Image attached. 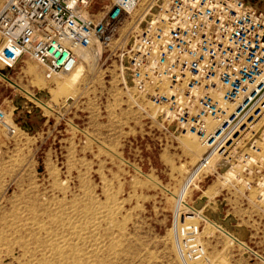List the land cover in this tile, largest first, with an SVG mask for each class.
<instances>
[{
	"label": "rangeland",
	"instance_id": "rangeland-1",
	"mask_svg": "<svg viewBox=\"0 0 264 264\" xmlns=\"http://www.w3.org/2000/svg\"><path fill=\"white\" fill-rule=\"evenodd\" d=\"M113 1L93 0L91 14L100 18ZM152 1L136 8L98 58L79 61L84 72L72 85L68 75L46 79L27 57L13 68L0 61V107L16 122L12 133L0 116V264H185L177 196L198 160L185 144L203 148L148 121L121 79V48ZM250 1L264 10V0ZM222 186L209 177L184 196L206 220L197 223L207 257L261 264L244 246L264 256V221Z\"/></svg>",
	"mask_w": 264,
	"mask_h": 264
},
{
	"label": "built area",
	"instance_id": "built-area-1",
	"mask_svg": "<svg viewBox=\"0 0 264 264\" xmlns=\"http://www.w3.org/2000/svg\"><path fill=\"white\" fill-rule=\"evenodd\" d=\"M92 1H5L0 61L13 68L27 57L46 79L65 76L79 49L108 44L144 0H114L100 18L90 12ZM135 20L120 54L130 103L172 136L202 146L187 189L216 177L264 221V10L250 0H154ZM0 116L14 133L15 118L1 107ZM185 204L174 224L178 251L185 264H211L197 223L206 220ZM244 248L264 264L258 250Z\"/></svg>",
	"mask_w": 264,
	"mask_h": 264
},
{
	"label": "bare ground",
	"instance_id": "bare-ground-1",
	"mask_svg": "<svg viewBox=\"0 0 264 264\" xmlns=\"http://www.w3.org/2000/svg\"><path fill=\"white\" fill-rule=\"evenodd\" d=\"M154 1V0H153ZM153 1L152 2H150V5L153 3ZM165 2H167L168 0H164ZM136 9H134V10H132L131 12H130V15L132 16L133 15V18H135V14H133L134 13V11H135ZM147 14V8L144 10V12H142L138 17H136V19L137 18H141V17H143V16H145ZM135 21L136 20H134V23H133V25H132V27H131V29L133 30V28H134V26H135ZM102 44H104L103 42H101V41H94L93 43H92V45L89 47V48H85V49H79L78 51H77V54H78V63H77V65L79 64V61H81V60H83V61H89L90 59H91V57H92V53H94L93 55H95L96 54V52H98L96 55L97 56H100V54H101V52H102V47H101V45ZM95 55V56H96ZM96 56V57H97ZM98 58V57H97ZM83 72H84V67H82V66H76L75 67V69L71 72V73H69V74H67L68 75V77L66 78V83L65 84H68V85H72V84H74L75 83V81L77 80V79H79L81 76H82V74H83ZM2 74V73H1ZM67 75H65V76H67ZM2 76H3V74H2ZM61 77H64V76H61ZM60 78V77H59ZM26 93H27V91H26ZM31 95V94H30ZM41 101V100H40ZM42 102V101H41ZM42 104H44V105H47L44 101L42 102ZM15 128V127H14ZM186 145V147H187V149L189 150V151H191L192 152V155L194 156V157H196L195 159H199V157H200V155H201V147L199 146V145H187V144H185ZM198 160H196L195 161V163L197 162ZM194 163V164H195ZM193 164V165H194ZM223 182V186L225 185V182L224 181H222ZM222 186V187H223ZM187 187H186V185L184 184V186L182 187V190H181V192H180V194L177 196V212H178V215H177V221H178V223H179V212L181 211V210H183L184 208H188L187 207V205L185 204V199H184V196H185V194H186V192H187ZM189 209V208H188ZM190 211H192V209H190ZM89 212V211H88ZM192 213H195V211L193 210L192 211ZM59 214V213H58ZM197 214V213H196ZM55 219V218H54ZM192 219V217H185L184 218V220H185V222H189V220H191ZM53 220V219H52ZM181 220H183V218H181ZM51 221V220H50ZM44 223V222H43ZM49 223V222H48ZM71 223V222H70ZM34 224V223H33ZM40 224H42V222L40 223ZM39 224V225H40ZM45 224V223H44ZM38 225V224H37ZM48 225V224H47ZM42 228H43V226H42ZM46 229V228H45ZM50 229V228H49ZM51 230V229H50ZM46 232V231H45ZM51 232V231H50ZM7 233V232H6ZM19 234V233H18ZM47 235V234H46ZM111 236V235H110ZM95 239V238H94ZM36 240H37V238H36ZM35 240V241H36ZM52 240V239H51ZM51 242V241H50ZM85 242V241H84ZM63 243V242H62ZM70 243V242H69ZM18 245V244H17ZM61 245V244H60ZM68 245V244H67ZM72 245V244H71ZM56 246V245H55ZM38 247V246H37ZM111 247V246H110ZM113 247V246H112ZM112 247H111V249H112ZM29 248V247H28ZM62 249H63V247H61ZM70 248V247H69ZM114 248V247H113ZM55 249V248H54ZM78 250H79V248H78ZM109 250V249H108ZM62 251H65V248H64V250H62ZM77 251V250H76ZM94 252H96V251H94ZM93 252V253H94ZM60 253V252H59ZM62 253V252H61ZM63 254H64V252H63ZM81 254V253H80ZM25 255V254H24ZM58 255H61V254H58ZM69 255V254H68ZM85 255V254H84ZM90 255V254H89ZM45 256V255H44ZM62 256H64V255H62ZM73 256H74V254H73ZM57 257V256H56ZM70 257V256H69ZM76 257V256H75ZM95 257V256H94ZM98 258V257H97ZM102 258V257H101ZM48 259V258H47ZM67 261L69 262V258H68V256H67ZM78 259V258H77ZM88 259V258H87ZM91 259V258H90ZM107 259V258H106ZM41 260V259H40ZM43 260V259H42ZM42 260H41V262H42ZM71 261V260H70ZM73 261V260H72ZM78 261H80V259L78 260ZM82 261V260H81ZM211 261V260H210ZM40 262V261H39ZM101 262V261H100ZM72 263V262H71ZM74 263V262H73ZM79 264V263H78ZM211 264H215L213 261H211Z\"/></svg>",
	"mask_w": 264,
	"mask_h": 264
},
{
	"label": "crops",
	"instance_id": "crops-1",
	"mask_svg": "<svg viewBox=\"0 0 264 264\" xmlns=\"http://www.w3.org/2000/svg\"><path fill=\"white\" fill-rule=\"evenodd\" d=\"M1 74V73H0ZM2 75V74H1Z\"/></svg>",
	"mask_w": 264,
	"mask_h": 264
}]
</instances>
